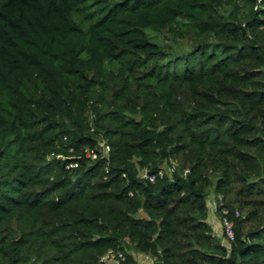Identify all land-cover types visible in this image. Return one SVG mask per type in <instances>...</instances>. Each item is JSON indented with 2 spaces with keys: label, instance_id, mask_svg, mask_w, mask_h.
Wrapping results in <instances>:
<instances>
[{
  "label": "trees",
  "instance_id": "trees-1",
  "mask_svg": "<svg viewBox=\"0 0 264 264\" xmlns=\"http://www.w3.org/2000/svg\"><path fill=\"white\" fill-rule=\"evenodd\" d=\"M255 4L0 0V264H98L111 249L137 264L128 244L154 264H264ZM103 141L109 161L54 157ZM163 162L177 171L140 178ZM219 196L225 243L208 221Z\"/></svg>",
  "mask_w": 264,
  "mask_h": 264
},
{
  "label": "built area",
  "instance_id": "built-area-1",
  "mask_svg": "<svg viewBox=\"0 0 264 264\" xmlns=\"http://www.w3.org/2000/svg\"><path fill=\"white\" fill-rule=\"evenodd\" d=\"M255 8L258 9H264V0H255ZM71 152H73V149H71ZM110 152H111V146L107 142L103 141L100 143V145L96 148H84V155H70L66 156L63 154H57L54 157L62 160V161H69L68 168L73 169L77 168L81 165V160L83 158H87L90 160H98V159H105L106 161H109L110 158ZM177 171V164L173 163L170 167V175L175 173ZM189 173V169L184 170L183 174L186 176ZM163 177H166L165 171L163 169H158L156 172H150L148 169L141 170L140 171V178L148 180L150 182L155 183L158 179H161ZM219 200L217 198L210 197L209 203L211 204L213 210H216L217 212L221 211V223H222V235H224V238L229 241L235 240V225L234 222L231 221L228 217V210L225 208H221L222 206V198L219 196ZM221 209V210H220ZM146 259L150 260L152 264H154V259L150 255H144ZM127 256L123 250H114L111 249L107 253H105L103 256H101L100 261L98 264H124L126 261Z\"/></svg>",
  "mask_w": 264,
  "mask_h": 264
},
{
  "label": "crops",
  "instance_id": "crops-1",
  "mask_svg": "<svg viewBox=\"0 0 264 264\" xmlns=\"http://www.w3.org/2000/svg\"><path fill=\"white\" fill-rule=\"evenodd\" d=\"M215 198L216 197H212ZM211 204L209 203V206ZM219 212H217L216 210L212 209V206L210 207V214H209V218L208 221L210 222V224L213 226L214 228V232L215 234H217L218 236H222V223H221V215ZM223 242L225 243V239L222 238ZM132 254L134 255L135 259H136V263L137 264H152V262L148 259L145 258L144 254H140V253H136V252H132Z\"/></svg>",
  "mask_w": 264,
  "mask_h": 264
},
{
  "label": "rangeland",
  "instance_id": "rangeland-1",
  "mask_svg": "<svg viewBox=\"0 0 264 264\" xmlns=\"http://www.w3.org/2000/svg\"><path fill=\"white\" fill-rule=\"evenodd\" d=\"M158 42H160L161 45L164 46L165 48H167L168 50H169V46L170 45H173V41L171 39V35L169 33H167V32H164V33L159 34ZM113 67H114V65H113ZM98 137L97 138L99 140L101 137L100 136H98ZM101 140L102 139H100V141ZM172 164H168L167 162H163L162 164H160L159 169H163L165 171V175L167 177H169L170 176V167L172 166ZM222 237L224 238V235H222ZM224 239L226 240V238H224ZM133 251H134L133 245L128 244V247L126 249V252L127 253H132Z\"/></svg>",
  "mask_w": 264,
  "mask_h": 264
}]
</instances>
